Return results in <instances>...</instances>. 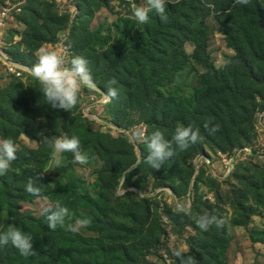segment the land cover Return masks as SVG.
I'll return each instance as SVG.
<instances>
[{
    "label": "rangeland",
    "instance_id": "obj_1",
    "mask_svg": "<svg viewBox=\"0 0 264 264\" xmlns=\"http://www.w3.org/2000/svg\"><path fill=\"white\" fill-rule=\"evenodd\" d=\"M22 1L23 13L0 29V120L21 128L18 148L45 174L47 200L22 202L20 211L41 217L43 208L53 204L51 189L70 185L75 177V189L109 204V229L80 227L76 232L94 238L97 248L108 241L116 245L112 264H179L177 249L194 256L197 264H264V34L231 61L237 54L224 26H233L243 8L235 0L197 4L189 29L208 26L204 53L196 55L194 42L173 34L139 55L140 40L158 17L151 15L147 27L135 20L132 5L143 0H71L67 10L51 2L0 0V8ZM186 1L166 0L167 16L178 12L168 4ZM42 46L66 59L85 53L89 61L97 87H82L70 112L45 103L41 85L30 73ZM206 62L215 69L209 85L202 82ZM7 63L22 65V76L7 77ZM111 80L116 83L110 85ZM110 86L118 95L109 100L105 93ZM207 118L219 125L214 135L203 127ZM80 123L127 140V145H105L110 172H123L118 180H109L108 173L98 184L106 162L90 147L81 149L89 157L81 165L41 143V132L48 138L76 137ZM178 124L199 128L203 139L152 169L144 159L147 146L135 133L159 130L171 140ZM10 176L0 175V194ZM178 203L186 204L188 212H178ZM87 213L81 209L78 218L88 219ZM202 215H216L223 227L201 230L197 219ZM75 255L88 258L84 251Z\"/></svg>",
    "mask_w": 264,
    "mask_h": 264
},
{
    "label": "trees",
    "instance_id": "obj_2",
    "mask_svg": "<svg viewBox=\"0 0 264 264\" xmlns=\"http://www.w3.org/2000/svg\"><path fill=\"white\" fill-rule=\"evenodd\" d=\"M197 4H201V0L186 1L179 6L168 4L167 7L169 9H176L178 12L171 17L168 16L167 23H163L158 15L157 18H154L150 27L144 33V37L140 40L138 45V49H140L138 51L139 55H146L149 50H154L160 41L168 40L173 34H178L183 36L185 40L194 42L196 44V55L204 53L209 32L208 26L202 24L194 30L189 29L193 19L198 15ZM239 6L244 10L242 16L236 18L233 26L228 23L224 25L227 32L228 45L237 54L231 61H236L244 54L246 49L253 48L254 44L259 42L264 34V0H250L249 4H239ZM153 14L155 13H151L150 16ZM217 19L220 22L223 21L220 16ZM148 25L147 23L145 27ZM92 48L93 45L91 46ZM138 52L134 51V55H138ZM80 55L83 56L85 53ZM204 64L207 68V74L203 77L202 82L209 85L212 82L211 77L215 69L210 68L208 62ZM199 91L200 89H197L196 96L199 95ZM201 104L198 103L197 107L199 108ZM65 121L66 125L67 118ZM21 134V128L13 122L0 120L1 139L11 138L18 146ZM68 137L71 138L73 135L68 134ZM76 137L80 140L81 149L90 147L89 149L94 155H98L106 162V167L100 172L98 184L108 178V173L111 174V177H109L111 181H116L120 178L122 171L118 173L110 172L109 161L105 155V145L119 142L127 145L126 139L122 137L115 138L112 135L93 131L82 123H80L79 134ZM131 148L135 154L133 146ZM23 149L18 148L17 159L11 163L7 171L11 175L10 181L2 183L3 189L0 194V232L6 231L10 224H14L23 232L30 233L33 237V249L38 254L33 257H23L9 245L0 248V264H112L109 261V257L114 256L116 245L108 241L107 244L103 243L100 248H97L92 244L94 238H85L81 234L70 230L69 225H74L75 220L78 218L77 214L81 209L88 212L87 216L91 223L86 227L90 230L99 231L101 229H109L112 226L109 204L101 198H93L86 191L81 192L75 189L78 181L75 177L72 180V184L57 185L51 189L49 196L50 202L53 204L59 202L70 210L72 219L67 220L63 227L58 226L56 230H50L45 215L37 218L20 211L19 205L22 202H32L36 198L25 190L27 180L30 177H39V174L43 173L39 167L30 164L23 157ZM64 154L68 157L70 163H73L72 153ZM38 183L42 184V189L47 187L45 174L38 179ZM79 251L87 253L88 258L78 259L75 253Z\"/></svg>",
    "mask_w": 264,
    "mask_h": 264
},
{
    "label": "clouds",
    "instance_id": "obj_3",
    "mask_svg": "<svg viewBox=\"0 0 264 264\" xmlns=\"http://www.w3.org/2000/svg\"><path fill=\"white\" fill-rule=\"evenodd\" d=\"M236 4L247 5L250 0H235ZM166 0H143V3L132 5V16L140 24L149 22L150 14L155 13L163 23L168 22L165 8ZM89 61L81 55H75L66 59L54 49L40 47L37 53V62L30 68L31 75L41 85V93L45 103L52 109L69 111L75 107L79 101V93L82 87L94 90L97 85L89 70ZM115 80L109 81L114 85ZM118 91L114 87H108L105 99H114ZM209 135H214L219 131V125H213L212 118H207L203 124ZM42 137L41 143L48 145L53 152L59 156L63 153H72L73 163L81 165L87 164L89 157L87 153L81 151L80 140L73 136H54L48 138L43 132L38 133ZM135 138L147 146V156L145 162L152 168L159 170L169 159L173 158L176 151H185L191 145L202 140L199 128L191 125H177L171 140L165 138L164 134L157 130L150 135H145L142 131L135 133ZM18 146L11 138L0 139V175L6 174L11 163L17 159ZM39 177H30L26 182V191L37 199L47 200L43 195L42 184L38 183ZM188 206L184 203L177 204L178 212H188ZM50 230H56L58 226L63 227L66 220H71L70 210L62 206L59 202L48 204L43 208ZM91 221L87 218H77L74 225H69L70 230L76 232L80 227H86ZM224 221L216 215H202L197 219V226L208 231L213 225L217 228L223 227ZM32 235L23 232L14 224H10L7 230L0 232V248L11 246L23 257H33L38 253L33 249ZM179 264H197V260L192 255H185L182 249L174 252Z\"/></svg>",
    "mask_w": 264,
    "mask_h": 264
},
{
    "label": "built area",
    "instance_id": "obj_4",
    "mask_svg": "<svg viewBox=\"0 0 264 264\" xmlns=\"http://www.w3.org/2000/svg\"><path fill=\"white\" fill-rule=\"evenodd\" d=\"M33 1H38V2H51L55 3L56 6L59 9H71V0H33ZM25 1L20 2L16 7L14 8H8V7H1L0 8V29H3L7 23H9V20H13V15L16 17L20 14L23 13ZM22 65H17L13 63H7L6 68H5V74L7 77H15V78H20L22 76ZM227 168H229L228 165H226Z\"/></svg>",
    "mask_w": 264,
    "mask_h": 264
}]
</instances>
